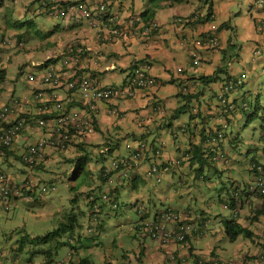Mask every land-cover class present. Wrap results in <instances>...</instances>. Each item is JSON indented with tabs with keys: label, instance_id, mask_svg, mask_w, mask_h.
Listing matches in <instances>:
<instances>
[{
	"label": "crops",
	"instance_id": "crops-1",
	"mask_svg": "<svg viewBox=\"0 0 264 264\" xmlns=\"http://www.w3.org/2000/svg\"><path fill=\"white\" fill-rule=\"evenodd\" d=\"M34 2V0H15L11 6L23 9V12H21L22 16L14 19L15 16L8 15L4 25L7 27L13 25L15 27L16 22L30 23L34 14V8H32L33 6L30 7V5ZM211 2L213 17L210 20L202 17L199 20L186 22L183 25L176 24L175 19L177 17L192 16L197 12H201L202 16L206 14L208 5L201 9L204 0H190L188 3L178 5H164L154 17L160 28L150 37L141 36L142 30L137 29V32L127 39L120 38L113 41H105L104 37L111 30V25L107 21L102 24L101 32L98 29L91 28L86 21L65 22L67 26L64 29L71 30H63L59 33L64 38L68 37L67 34H72L71 37L73 39L71 40L74 41L71 44L78 42L86 49V55L91 60L89 63L84 58L82 69L78 75H93L103 82L102 76H105V73L111 75L110 78L112 79L116 76L117 70L126 72V76L117 81V83H108L118 86L126 82L136 62H148L152 66L151 73L155 78L153 86L137 90L133 98L100 104V112L95 116L96 132L83 142L116 146L120 144L121 139L129 137L132 142L127 141L126 144L137 145L138 142L144 140L152 144L154 148L165 142L162 160L175 159L189 148V143L196 144L199 142L197 133H200L203 128L205 131L210 129L216 131L222 128L223 125L218 114V97L222 91L223 83L227 79L232 78L239 82L238 90L230 96L231 101L237 107L231 115L228 127L225 130L222 149L229 155L232 150L238 149L239 145L236 138L246 114L241 112L240 104L243 100H247L246 98L249 99L248 96H250L244 89L248 78V68L264 71V55L257 58L254 57L255 49L264 45V34L256 30V24L264 19V7L255 6V0H211ZM0 6V25L2 26L1 20L4 19L3 12H1L3 0L0 1ZM145 6L146 0H124L112 5L110 10L112 13L119 14L123 18V23H127V19L130 16H141ZM236 6H238L239 15L235 12L234 8ZM27 8L29 13L24 12ZM25 27H29V25L27 24L21 28L15 27L17 30H9L7 33H5L6 28L0 29L2 32L4 31V37L0 38V42L3 39L13 38L15 33L21 32ZM55 31L52 33L55 34ZM209 37H217L219 39L217 48L206 47L205 40ZM3 50L4 48L0 46V55H2L4 61V64L0 66V109L7 102L12 103L14 99H17L20 103L18 113L31 120L35 114L32 102L33 93L37 90L50 91V89L36 82L26 85V89L17 94V82L12 74L19 67L18 64H20V68L22 67V63L19 62L22 56H17L15 51L5 54ZM194 51L199 52L201 55L199 64H194L192 57V52ZM28 52L26 47L25 56ZM60 55H64V52ZM64 59L65 57L63 56L60 62L62 63ZM20 68L18 71H21ZM179 68H182V72H178ZM217 71L220 73L216 74ZM207 77H211L215 81L208 83L206 79H202ZM9 81L11 84L7 85ZM3 86L5 87L4 90ZM183 87L188 88V92L191 91L194 97H192L190 107L197 108L200 115L198 114L199 116L191 119L188 113V120L181 122L179 118L183 114L182 108L185 104L182 95ZM59 93L63 106L57 113L82 107L78 101L71 103L68 100V97H70L68 93L62 90ZM74 97L79 100V93L75 94ZM112 108L116 109V114L109 112ZM185 125H191V128L195 127L196 133H194L195 136L193 135L191 140L187 134L183 135L181 133V128ZM38 131L40 130L24 131L17 142L15 140L16 144H14L19 147L27 145L35 136L37 138L41 136L42 133H36ZM181 135L184 137L185 142L181 141ZM169 137L173 140L171 143L167 142ZM77 149V147L70 148L66 152L56 151V153L49 150L44 165H49L50 161L58 163L66 157L72 156L73 159L79 155L76 154L78 153ZM114 150V153L117 151V157L127 154V151L126 153L120 152L118 146ZM85 151L90 153L88 150ZM17 153L18 150L11 147L4 156L0 157V164L12 170L13 159L17 158ZM251 154L255 155L256 153ZM101 158L103 159V157ZM152 159L153 155L150 153L145 164L131 172L129 179H125L124 176L120 178V183L124 182L129 184V186L133 185L132 187L136 194L135 202H145L149 197L148 179H146L145 175L147 164ZM100 160L98 159V161ZM96 168L100 170L101 165H99V162ZM1 172L4 173V171ZM187 174V168L183 166L173 176L178 177L179 183L187 185ZM169 175L172 176V174ZM164 177H161L160 180L155 177L150 179H156L161 182ZM12 179L15 182L23 180H18L14 177ZM93 180L99 182L98 171L93 174ZM127 181H130L131 184ZM141 184L144 185L143 189L139 188ZM245 199L246 201L239 212V216L235 219L232 215V219L234 218L236 223L244 230L246 235L244 237L250 241V244L247 246L246 252L243 250L238 251V256L234 257L237 259L233 260H236L237 264H264V214H259V211L256 210L257 206L264 202V199L251 197V195H247ZM148 202L151 204L147 209L149 216L154 217L159 211L163 210L159 208V204L156 201L149 200ZM103 208H106V214L110 216L109 206L105 205ZM195 223L201 226L204 221L199 217ZM223 225L226 227V221L223 222ZM213 231L214 234H217V231L209 228L202 236H192L186 244L166 246L141 238L140 249L135 250L133 254H126L122 260L120 259L121 263L111 261L105 264H168L167 256L171 252H175L179 256L181 264H199L200 255L217 254L215 246H207L208 248L205 250L194 245L199 243V240L204 243L206 234H212ZM76 243L77 245L81 244V241L76 240ZM101 244L104 243L101 242ZM229 259L232 260L231 258ZM81 260L75 257L71 262L72 264H79V262L81 264ZM21 261L19 259L18 264H22ZM90 262L95 264L94 261L90 260Z\"/></svg>",
	"mask_w": 264,
	"mask_h": 264
},
{
	"label": "rangeland",
	"instance_id": "rangeland-1",
	"mask_svg": "<svg viewBox=\"0 0 264 264\" xmlns=\"http://www.w3.org/2000/svg\"><path fill=\"white\" fill-rule=\"evenodd\" d=\"M14 1L3 0L1 12H3L4 19L1 20L3 24L2 26L0 25V29L6 28L5 33L9 30H17L13 25L10 27L4 25L6 24V16L13 15L15 16L14 19L22 16L21 12H23V9L11 6ZM234 9L237 15H239L238 6ZM24 12L29 13V9L27 8ZM65 22L57 17L41 14L36 16L33 14L31 23L28 24L30 28H23L21 32L15 33L13 37L22 39L25 47L22 49L16 47L4 48L3 52L5 54L15 51L17 52V56H22L19 60L22 63V67L20 68V64H18L19 67L12 74L16 78L17 94L26 89V85L31 84L26 81L28 75L44 71V69L40 68L41 63L52 59L56 62L58 61L57 65L59 67L62 66L63 62H60L62 61L60 54L64 52L66 46L74 41L71 40L73 39L71 37L72 34H67L68 37L64 38L59 33L63 30H71L64 29L67 26ZM54 30H56L55 34L52 33ZM3 32L0 30V38L4 37ZM41 34L48 37L46 38ZM26 47L29 52L25 56ZM19 68L21 71H18ZM116 72V76L112 79L110 78L111 75L107 73H105V76L101 75L103 82L107 84L117 83V81L126 76V72L120 70ZM10 84V81L7 82V85ZM244 86L245 91L250 95L248 96L250 100L246 98L250 106L248 116H253H250V118L245 116L241 123L240 131L236 138L239 147L236 150H232L229 155L232 161V168L227 167L223 169L222 165L214 162L211 164V167L206 166L198 174L199 178L202 175L205 177L204 179H196V169H198V166H195L187 174V185L179 183L177 176L174 177L168 174H165L161 182H158L156 179H149L147 182L150 191L149 197L144 202V206L147 209L151 205L148 201L154 200L159 204V208L163 210L170 206L177 209L190 208L194 211L195 221L196 216L198 218H206L209 222L206 229L213 228L217 231V234H214V231L212 234L208 233L206 234L204 243L199 240V243H195L194 245L205 250L208 248L207 246H215L218 255L231 259H237L234 257L238 256L237 252L240 250L246 252L250 241L242 235L236 241H231L226 235L223 222L232 219L231 210L225 209L227 190L231 193L234 191L233 180L239 183L252 182L253 176L249 172L251 163H253V154L251 153H259L261 156L260 162L264 164V71L249 67L248 78ZM2 88L3 90L5 89L4 86ZM7 104L9 102L5 105ZM188 118L189 114L183 113L179 119L182 122L188 120ZM26 130L31 129H24L17 137L16 142ZM36 133L42 134L38 138L35 136L34 139L30 140V143L45 136L43 130ZM180 139L185 142L182 135ZM130 140L132 139L129 137L121 139L119 142V145H121L119 146L120 152L126 153L125 144ZM172 141L171 137L167 139L168 143ZM30 143H27V145ZM15 144L12 147L18 150V153L17 158L13 159V169L9 170L3 164H0V172L4 171L8 178L14 177L18 180L29 178L32 181L33 187L30 197L29 192H22L9 210H6L4 204L0 201V247H4L5 251H8L16 242L25 239L28 244L27 249H32V245L28 241L31 242L35 238L43 237L57 230L61 223L69 216L76 217L78 225L74 233L71 230H65V233L62 232L61 239L67 241L68 236H77L79 233L85 235V229L90 223L88 218L89 210L85 202L86 194L90 192L99 194L100 192V190H97L99 182L93 180V174H95V171H98L96 165L98 162L101 166L105 161L106 163L112 162L117 157V151L106 155V160H104L99 155V149L105 147V145L85 142L84 148L90 151L92 159L84 170L75 174L73 164L64 162L63 160L58 163L50 161L49 165H42L38 168L28 167L23 161L27 145L19 147ZM98 159L101 160L98 161ZM131 172L133 171L126 173L124 178L129 179ZM121 174H124V172ZM23 180L16 182L21 185ZM127 182L131 184L130 181ZM126 185L127 189L121 193L118 207L110 209V216L106 214V208L101 209L102 232L95 240L88 239L80 245L81 247L77 250L80 252L81 257H90L95 264H105L111 261L121 263L122 258L126 254H133L135 250L140 249V240L142 239L134 227V224L139 221L138 213L134 210L136 194L132 184L130 186L129 184ZM52 187L54 189H50ZM143 187V184L139 186L140 189H143ZM101 242L104 244H101ZM72 251L71 244L63 245L58 249L54 261L50 264H60L62 261L72 264L69 261V253ZM7 255L8 258L5 263L10 264L13 259L12 254L8 253ZM29 258V254L23 252L21 254V263L23 264L24 260V264H26ZM44 259L45 257L42 255L32 257V261L35 264L43 263Z\"/></svg>",
	"mask_w": 264,
	"mask_h": 264
},
{
	"label": "built area",
	"instance_id": "built-area-1",
	"mask_svg": "<svg viewBox=\"0 0 264 264\" xmlns=\"http://www.w3.org/2000/svg\"><path fill=\"white\" fill-rule=\"evenodd\" d=\"M35 14L46 15L49 17H57L64 21H86L93 29L101 32L102 24L107 21L111 25V30L104 37L105 41H113L114 39L129 38L139 29L141 36L150 37L160 28L158 22L150 21L145 24L139 15L130 16L127 23H123V18L119 14L111 12V6L117 2L124 0H35ZM255 6L264 7V0H255ZM199 14L188 17H177L175 23L184 24L198 20ZM256 30L264 34V19L256 24ZM5 46L15 45L19 48L24 46L23 42L5 41ZM208 48H217L219 39L217 37H209L205 40ZM86 49L78 42L67 46L64 51L62 66L57 63H50L42 73H32L27 76L28 83L39 82L48 87L50 91H37L34 95V118L20 116L19 100L14 99L0 109V147L4 149L10 148L19 134L26 128L31 130H43L45 136L40 137L37 141L27 145L23 161L28 167L37 168L45 164L47 152H66L70 148L78 146L84 147V140L96 132L95 116L100 112V104L103 102H116L133 98L139 89L150 88L155 84V78L151 73L152 66L148 62H136L128 75L126 82L122 85H111L103 83L98 77L93 75L80 76L84 58L90 63L89 57L86 55ZM264 55V45L258 47L254 51V57ZM194 64H199L201 55L199 52H192ZM97 62V60H95ZM95 62V63H96ZM2 59L0 56V65ZM182 72V68L178 69ZM239 82L235 79H227L222 86L219 94L218 114L222 123V128L214 132H207L208 150L211 161L228 167L231 165L230 159L221 152L218 147L219 142L224 138L225 130L228 127V120L237 105L231 101V94L238 90ZM62 90L70 95L68 100L71 103L78 101L82 107L77 109L61 110L62 101L59 91ZM182 92L188 93V88L183 87ZM79 93V100L74 95ZM241 109H249V103L243 100L240 104ZM116 114V109L109 111ZM193 114L198 112L197 108H193ZM264 133V130H263ZM220 140V141H219ZM165 142L159 144L156 148H152L147 141L141 140L137 145L128 144V154L117 157L113 161L106 163L100 169V178L104 184L108 186L100 195L101 202H111V187L116 186L121 177H125L126 173L141 168L147 161L150 153L153 159L148 162L146 168V178H156L160 180L171 171V168L181 166L183 162H188L186 155L180 154L176 159L162 160V151ZM110 151L109 147L100 150V153L106 155ZM155 155V156H154ZM1 156V154H0ZM124 172V174H121ZM256 175L254 181L249 187V192L254 196H264V164L259 162L256 164ZM32 181L23 180L22 184L16 183L12 178L4 173H0V201L5 208L9 210L16 197L22 192L32 191ZM54 189V187L50 188ZM236 189V188H235ZM241 190L234 192L237 197ZM111 194V196H110ZM89 202L93 204V221L99 218L97 212L99 210L100 201H96V197L91 196ZM227 207V206H226ZM139 221L134 225L137 232L142 236L148 237L162 245L185 243L188 238L194 234L201 235L202 231L192 223V212H180L168 207L162 210L157 216L148 218L147 212L142 205L137 207ZM237 210V209H236ZM170 264H179L177 257L171 254L169 258ZM32 264V263H28ZM199 264H237L235 260L225 259L216 255L201 256Z\"/></svg>",
	"mask_w": 264,
	"mask_h": 264
},
{
	"label": "trees",
	"instance_id": "trees-1",
	"mask_svg": "<svg viewBox=\"0 0 264 264\" xmlns=\"http://www.w3.org/2000/svg\"><path fill=\"white\" fill-rule=\"evenodd\" d=\"M189 1L190 0H146L145 10L141 13L140 18L142 20H144L145 24H147L151 20L154 21V17L156 15V13L164 5H178V4L188 3ZM207 5H208V7H207V11H206L205 15L202 16L201 12L196 13V14H199L198 20L201 19L202 17H204L207 20H210L213 17V7H212L211 0H204V3L202 5L201 9H203V7H206ZM31 6L34 7V3ZM30 23H17L16 22V24L14 26L21 28V27H24L25 25L30 24ZM42 36H44L46 38L48 37L45 35H42ZM50 61L51 60H47L46 62H44V64L41 67H44V68L47 67L49 65ZM221 71H223V70H221ZM219 73L220 72H218V71L216 72V74H219ZM202 79H206V81L208 83L215 81V79H212L211 77L210 78L209 77L202 78ZM182 95H183V100L185 102V104L183 105V108H182L183 113H189L191 119L199 116L200 115L199 112H197L196 114L192 113V110L195 107L189 108L190 102L192 101V97H194L191 94V91H189L187 94L183 93ZM245 101H247V100H245ZM241 112L246 113L245 116H247L249 118H250V116L251 117L253 116V115L248 116V113H249L248 109L247 110L241 109ZM231 115H229L226 118L228 120V122H229V119L231 118ZM249 118H248V120H249ZM204 131L205 130L203 128V130L200 131V133H197L199 136V142L198 143H196V144L195 143H189L188 151H184L181 153L183 155L189 156L188 162L184 161L183 164H181V166H178L174 169L171 168V171L168 173V175L169 174L175 175V173L177 171H179L180 168L185 166L184 164H186L185 167L187 168L188 172L193 170L195 166H198V169H196V172H197V174H196L197 178L196 179H200V178L204 179L205 178L202 175L199 178L198 174L206 166L211 167V164L213 162L211 161L209 151L207 152V150H208V145H207L208 138L205 135L202 136ZM187 132H189V133H187ZM187 132H186L187 136L191 140L193 135L195 136L194 133H196L195 127L191 128V125H189V126L187 125ZM224 137H225V134H224ZM223 141H224V138L219 142L218 147L220 148L221 152H223V154H225L230 159L229 154H226L222 149V142ZM117 146L119 147V145H116V146L109 145V147L111 148L109 153L113 154L115 151L114 149H116ZM151 147H153L152 144H151ZM7 150L8 149H4L3 147H0L1 156H4L6 154ZM78 151H79V155L75 156L73 159H72V156L66 157L63 159L64 162H70L74 165L73 171L75 174H78L82 170H84L85 167L87 166V164L92 159L90 156L91 153L86 152V151L84 152L83 147L78 146ZM99 155L101 156L102 154H99ZM260 159H261V156L259 155V153H256L255 155H253V163H251V166L249 169L251 176H253L252 182L254 181V178L256 175V173H255L256 172V164L260 162ZM230 161H231V159H230ZM231 163H232V161H231ZM225 168L226 167H223V169H225ZM134 169H137V168H134ZM99 179H100L99 184H104L103 180L100 177H99ZM252 182H250V183H247V182L239 183L238 181H235V180L232 181V184H233L234 188H236V189H234V191L232 193L229 190H227L226 205L229 208V210L232 211L237 206H240V207L243 206L246 199H245V197H243L242 194H244V196H247V194H248L247 189H249ZM125 189H127V185L124 182H121L117 186L111 187V192L113 195L112 201L111 202H101V205L102 206L107 205V206H109V209H113V207L114 208L118 207L121 193ZM239 190H241V193L239 192V195L236 197L234 192H237ZM28 192H29V197H30L31 191H28ZM89 196H90L89 193L86 194L85 201H86V205H88V210H89L88 218H89V221H91V222L89 223V225H87V227L85 229V235H82L79 233L77 236H72V235L68 236L67 241H64L61 239L62 232L65 233L66 232L65 230H71L74 233L76 226L78 225L76 217L69 216L65 219L64 222L61 223L60 227L57 230L50 232L43 237L35 238L31 242L28 241V243H30L32 245V249H27L28 244H27V241L25 239L19 240L18 242H16L13 247L9 248L8 251H5L4 247L3 248L0 247V264H6L5 262L8 258V255H7L8 253H11L12 258H13L10 264H18V261H19V259H21V254L23 252H26V254H29L30 258L28 259V262H32V264H35L32 261V257H34L36 255H42L45 257L44 262L41 264H50L54 261V258L58 253V249L60 247H62L63 245H69V244H71V248L73 249V251L69 253L70 261H72L76 257L78 260L82 259L81 264H92L93 262H90V260L93 261L92 258L81 257V254L78 251L79 248L81 247L80 245L83 244L84 241H86L88 239H92V240L96 239L98 236H100V233H101L102 220H101V218H99L96 222L92 221L93 220V213H92L93 209H92V206H90L89 202H88ZM110 196H111V194H110ZM97 198H99V197H97ZM190 210L193 211L192 209H190ZM259 214H264V205H263L262 209L259 211ZM225 229H226V234L231 241H236L241 235L246 236L244 230L241 228V226H239L236 223L235 219H231V220L226 221ZM76 240L81 241V244H78L79 246L77 245ZM75 243H76V245H75ZM87 260H89V261L87 262ZM23 263H24V260H23ZM65 263H66L65 261H62L60 264H65ZM79 264H80V262H79Z\"/></svg>",
	"mask_w": 264,
	"mask_h": 264
},
{
	"label": "clouds",
	"instance_id": "clouds-1",
	"mask_svg": "<svg viewBox=\"0 0 264 264\" xmlns=\"http://www.w3.org/2000/svg\"><path fill=\"white\" fill-rule=\"evenodd\" d=\"M35 1V0H34ZM35 5H36V1L34 2V10H33V13L35 14ZM31 6V5H30ZM36 16H37V14H35ZM5 41H12V42H23L24 43V41L22 40V39H16V38H8V39H3L1 42H0V46L1 47H3V48H11V47H16V48H18V49H22V48H24L25 47V43H24V46L22 47V48H19L18 46H15V45H11V46H5V44H4V42ZM1 56V59H2V64L1 65H3L4 63V61H3V58H2V55H0ZM62 57H63V55H62ZM55 60H52L51 59V61H50V63H57L56 61L54 62ZM49 63V64H50ZM44 63H41L40 64V68H42V69H45L44 67H41L42 65H43ZM58 64V63H57ZM0 65V66H1ZM229 79H231V78H229ZM37 91H39V90H37ZM37 91H35V92H37ZM41 91H43V90H41ZM35 92L33 93V99H32V102H33V100H34V95H35ZM191 108V107H190ZM193 113V112H192ZM20 116H22V115H20ZM23 117V116H22ZM26 118V117H25ZM218 130V129H217ZM181 133L183 134V135H186L187 133V126L185 125V126H183L182 128H181ZM209 132H214L212 129H210V130H208ZM208 131H205V132H203V134H202V136L203 135H205V136H207V132ZM224 139H225V137H224ZM144 141V140H143ZM139 143V142H138ZM137 143V144H138ZM84 145H85V142H84ZM127 145L128 144H125V147H126V151H127V154H128V149H127ZM132 145H134V144H132ZM151 145V144H150ZM207 145H208V143H207ZM109 147V145H105V147ZM12 147V146H11ZM10 147V148H11ZM105 147H101L100 149H99V151L101 150V149H103V148H105ZM164 147H165V145H164ZM10 148H7L8 150L10 149ZM78 148V147H77ZM84 148V147H83ZM110 148V147H109ZM152 148H154V147H152ZM156 148V147H155ZM111 149V148H110ZM164 149V148H163ZM189 149V148H188ZM188 149L187 150H185V151H188ZM77 151H78V149H77ZM84 151H85V148H84ZM209 150H207V152H208ZM78 153H79V151H78ZM101 154V153H100ZM109 154H111V153H109V152H107V154L106 155H109ZM126 154V155H127ZM103 155V154H102ZM101 155V157H104L103 159L104 160H106V155H103L102 156ZM180 155V154H179ZM117 158V157H116ZM102 159V158H101ZM176 159V158H175ZM106 164V161H105V163L103 164V166ZM185 166H186V164H184ZM103 166H101V168L103 167ZM228 167H231V165L230 166H228ZM38 168V167H37ZM100 168V169H101ZM227 168V167H226ZM73 169H74V165H73ZM138 169V168H137ZM136 169H134V170H132V171H135ZM3 173V172H2ZM4 174H5V172H4ZM100 174V170L98 169V175ZM7 175V174H6ZM100 177V176H99ZM145 177H146V175H145ZM26 179H29V178H26ZM147 179V178H146ZM25 180V179H24ZM30 180V179H29ZM149 180V179H148ZM100 181V180H99ZM118 184H120V181L118 182ZM117 184V185H118ZM116 185V186H117ZM106 188H108V186H106L105 184H99L98 186H97V190H100V192H99V194H94V192H90L89 194H90V196H89V198L91 197V196H94V197H96V201H100V204H99V210H98V212H97V214H98V216H99V218H101L100 217V211H101V209L103 208V206L101 205V200H100V195H101V193H103V191L106 189ZM247 191H248V194L247 195H251V197H260L261 199H264V196H254V195H252L250 192H249V189H247ZM26 192H28V191H26ZM25 193V192H24ZM243 195V197H246V196H244V194H242ZM31 196V195H30ZM97 197H99V198H97ZM17 198L18 197H16L15 198V200L13 201V203L17 200ZM89 198H88V202H89ZM86 202V201H85ZM12 203V204H13ZM89 205L90 206H92V209H93V204H91L90 202H89ZM139 205H142L143 206V208H145V211L147 212V214H146V217H148V218H152L151 216H149V212L147 211V208L144 206V202H141V203H138V202H135V204H134V210L138 213V210H137V207L139 206ZM263 205H264V202H262L260 205H258L257 206V208H256V210L257 211H260L261 209H262V207H263ZM88 206V205H87ZM227 205H226V203H225V209H228L229 210V208L228 207H226ZM171 207V206H170ZM173 209H175V210H178V211H180V212H185V211H191L189 208H184V209H177V208H174V207H172ZM237 209V210H236ZM242 209V207H240V206H237V207H235L231 212H232V215H233V217L236 219L238 216H239V212H240V210ZM7 210V209H6ZM162 211V210H161ZM161 211H159V213L161 212ZM192 212V223H194L201 231H202V233H201V235H198V234H194V235H197V236H202V235H204L205 234V231H207V229H206V227H207V225L209 224V222L206 220V218H202V220L204 221V223L201 225V226H198L196 223H195V218H194V212L193 211H191ZM158 213V214H159ZM157 214V215H158ZM157 215H155V216H157ZM154 216V217H155ZM138 217H139V214H138ZM98 218V219H99ZM197 216H196V220H197ZM233 218V219H234ZM139 219H140V217H139ZM93 221V220H92ZM91 222V221H90ZM137 223V222H136ZM135 223V224H136ZM134 224V225H135ZM135 231L137 232V230L135 229ZM138 233V235H140V237L141 238H144V239H149V240H152V239H150V238H148V237H145V236H142L139 232H137ZM194 235H192V236H194ZM192 236H190L189 238H188V240L192 237ZM263 238H264V236H263ZM188 240L185 242V243H179V244H186L187 242H188ZM152 241H154V240H152ZM155 242H157V241H155ZM157 243H159V242H157ZM160 244V243H159ZM161 246H164V245H162V244H160ZM170 245H176V244H170ZM166 246V245H165ZM171 254H174L176 257H177V259H178V262H179V264H181V261H180V258H179V256L175 253V252H171V253H169L168 254V256H167V262H168V264H170V261H169V258H170V256H171ZM211 256H213V255H216V256H219V255H217V254H210ZM200 256H202V255H200ZM209 256V255H208ZM221 257V256H220ZM223 258V257H222ZM225 259H229V258H225ZM233 260V259H232ZM199 261V260H198ZM236 261V260H235ZM237 262V261H236ZM28 263H32V262H27L26 264H28Z\"/></svg>",
	"mask_w": 264,
	"mask_h": 264
}]
</instances>
